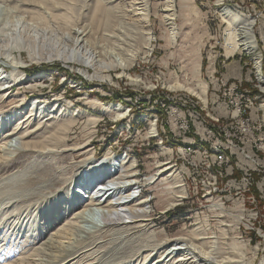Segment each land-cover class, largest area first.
I'll return each instance as SVG.
<instances>
[{
    "label": "rangeland",
    "instance_id": "rangeland-1",
    "mask_svg": "<svg viewBox=\"0 0 264 264\" xmlns=\"http://www.w3.org/2000/svg\"><path fill=\"white\" fill-rule=\"evenodd\" d=\"M98 1L0 0V53L10 54L23 63L24 68L21 70L24 71L23 78L26 77V81L38 80L37 86L28 87L25 82L18 83L0 94V142L15 124L14 121L19 119L29 118L25 127L28 125V130L32 131L26 140V146L16 142L14 147L4 145L0 150V264H61V255L51 246L46 247L56 238L66 220L89 200V194H83L81 187H76L75 190L79 189V201L72 198L68 200L66 189L62 191L63 187H68L70 179L87 172L86 169L82 172L77 167L84 158L85 149L69 151L60 158L53 155L44 157L46 148H51L53 144L62 147L63 144L49 142L47 136L54 133L60 135L58 132L62 131L66 133H62L59 138L65 139L64 144L69 148L81 146L91 140L97 160L108 152L115 157L128 155L140 172V182L132 197L138 198L140 194L149 201L150 208L145 216L151 221L144 222L139 232L124 231L125 235H118L103 227H95L94 225H102L103 222L100 213L93 207L86 213L87 221L79 222L72 235L69 231L68 235L73 243L93 236L78 248H91L92 255L88 258H92L94 264H143V255L138 254L146 236L142 229L148 233L154 232L156 241L160 243L182 236L198 223L207 226L210 237L215 234L221 237L227 232L231 245L244 249L248 259L257 251L255 264H264L262 151H254V158H260L259 171L253 172L251 177L244 180L239 172L242 169L240 157H236L237 166L233 167L232 174L229 175L228 168H225L220 173L211 172L207 175L203 170H186L181 163L183 157L175 150V147L181 148L185 144L201 141L203 135L199 122L204 126L203 104L208 99L210 104L218 103L213 94L223 83L217 81L218 78L207 75L208 64L213 68H220V62L223 63L227 58L225 54L226 58L222 57L225 25L216 6L217 0H176L177 18L172 24H168L163 18V2L151 0L152 51L140 54L134 65L127 70L120 67L119 63L123 61L120 50L110 49L112 44L105 40L107 38L104 34L109 32H105L103 27L95 29L89 34L87 49L97 53L102 63L110 65L103 72L109 79L89 81L79 69L88 70L92 75L94 70L84 69L82 65L73 62L68 64L55 58H45L56 54V48L68 49L69 54L71 53L75 46L73 42L62 39L61 33H73L74 28L82 29L84 24H91L97 12ZM52 2L56 5L62 3V6L55 7ZM120 2L122 0L117 1ZM130 3L131 0H125V5L131 6ZM225 3L234 11L259 17L258 21L262 24L258 26V31L264 32V0H228ZM45 5L47 8L53 6L51 11L55 18L53 15L43 14L47 10ZM65 11L72 19L70 26L62 19L60 21L62 17L59 14H64ZM129 21L132 19L129 18ZM41 28L45 33H42ZM133 29V26L118 27L114 43L125 44L124 48L139 52V48L143 49V41L136 34L137 30ZM172 29H176L175 39ZM260 46L259 51L261 50L264 61V44L261 42ZM49 48L55 50L51 52ZM236 53L235 58H228L226 69L221 71L225 75L242 78V85L246 88L250 68L254 66L257 55L242 51ZM36 57L40 60L32 61ZM1 59L10 63L3 56L0 64ZM4 65L2 64L7 69H4L6 72H13L11 67ZM162 81L165 83H161ZM176 84L184 88H171ZM258 84L256 80L253 91H250L251 95L258 94V87H255ZM205 85L213 86L211 95H208ZM185 89H190L193 93ZM33 101H40L46 107L44 113L38 115L37 111V114H31L30 105ZM119 107L125 109L123 119L117 116L116 109ZM186 107L193 110L195 118L190 117L191 113H188ZM55 110L58 114H52V119L47 118ZM175 111L176 121H181L182 128L188 126L189 121L190 132L174 133L175 120L170 112ZM16 112L17 116H8ZM91 118L95 120L91 121ZM156 119L158 122L155 123ZM152 122L155 123L157 135L151 131ZM171 149L174 151H170ZM9 153L11 156H8ZM171 158H178L179 169L176 170L180 173L187 192L184 201L178 202L180 204L175 208H170V205L177 204V192L171 186L172 183L159 180L150 184V178L157 173L158 166L173 164ZM7 175L14 178L7 181ZM207 176H213V181L216 178L218 185L215 195L208 196L210 198L206 200L205 187L209 185ZM96 183L100 184V180L94 182ZM109 185L103 187L105 190L95 192V200L101 203L109 200L105 192L115 188L112 184ZM112 191L117 193L120 190ZM117 197L119 198L118 195ZM152 254L148 264H155L156 258L160 256V252ZM85 262L84 258L80 263Z\"/></svg>",
    "mask_w": 264,
    "mask_h": 264
},
{
    "label": "bare ground",
    "instance_id": "bare-ground-1",
    "mask_svg": "<svg viewBox=\"0 0 264 264\" xmlns=\"http://www.w3.org/2000/svg\"><path fill=\"white\" fill-rule=\"evenodd\" d=\"M117 1L118 0H99L97 12L96 15H94V17L92 18V23L90 22L91 24H84L82 29L74 28V30L72 31L73 33H69V31L65 35L64 33H61L62 36H60L62 39L65 38V41L71 43L73 42L72 44L75 47L71 49V53L69 54L68 51L70 50L68 49L56 48V50H58L57 53L48 56V58H45V60H52L55 58L56 60H60L61 62L68 64L69 62L80 64L84 67V69H92L95 71V73L92 75L88 73V70L79 69V71L82 72V75L85 76L87 80L107 81L109 77L103 75V72L109 69L110 65L105 64V62L102 63V59L98 58L99 55L97 53L87 49V45L90 42L89 34L91 32H94L95 29H99L101 27H103L105 32H109V34L105 33L104 37L107 38L105 39L107 40L106 42L112 44L110 49L120 50L123 55V61L119 63L121 68L127 70L131 67V65H134V61L140 54H149L152 51L150 46L153 42V37L150 29L151 0H131V6H127V4L125 5V0H122V3H117ZM161 1L163 2L162 13L165 22H167L168 24L175 23L177 18L176 0ZM226 1L228 0H217L216 2V6L218 7L217 9H219L220 11V17L225 25L223 29L224 54L227 58L233 57L238 51H242L251 55H257L254 59L253 68L255 70V81L257 80L259 82V84L255 86L258 87V94L253 96L250 93L251 106L253 109H250V113H247V120H250V125H247V128H242L245 127V120H238L237 122L236 119H230V117L228 116H220L216 112H209L206 109V104H203L202 108V111H204L202 124L204 126H209L210 133H232V135L245 137H252L254 135V126H256V138L261 139L264 152V61L263 54L261 50L259 51V47H261V42L262 44H264V32L262 30H260V32L258 31L260 27L259 25L262 23L260 20L258 21L259 17H257L256 15L253 17L250 16L251 13H249V15L247 16L240 12L234 11L233 9H231L232 7L227 6V4L225 3ZM61 4L62 3H57V5L54 4V6L61 7ZM51 7L49 8L48 6L49 9L46 7L47 10H44L43 14L48 16L53 15L52 17H54V12H52L53 8ZM59 15L62 17L60 18V21L62 19L67 26L71 25L72 19L70 16H68L70 14L65 11L64 14ZM129 18L132 19V21H129ZM60 21H58L57 19V23H59ZM122 25L127 27L133 26V31L137 30L136 34L140 36L143 41L142 50L139 48V52H134L133 50L124 48L123 45L125 44H118L120 45L118 46L114 43L116 42L114 41V38L117 36L115 34L119 32L118 27L121 28ZM255 28H257V30H255ZM42 33H45L43 29ZM172 35L173 39H175L176 29H172ZM42 39L44 40L45 38ZM35 40L38 41L37 39ZM49 50L53 52L55 48H49ZM3 56L10 63L8 64L2 59L1 63L11 67L13 69V72H6L5 70L7 69H5L2 64H0V94L5 93L9 89H11L14 84L18 83L21 84L25 82L24 84H28V87L38 85L37 79H32L30 80V82H28L26 81V77L23 78L24 71L21 69L24 68V65L20 60H15L14 57H12L10 54L0 53V58H3ZM33 60L40 59L36 57L32 58V61ZM171 88L182 89L184 87L182 85L176 84ZM185 90L190 93H193V91H191L190 89ZM213 95V98L215 97V100L218 103L215 104V102H213V104L211 105H216V110H224L225 99H223V84L219 85L218 90L215 91ZM213 98H211V100ZM30 106L31 114H37L38 111V115H41L46 109V107L40 101H33ZM34 110L36 112H34ZM116 111H118V118L123 119L126 115L125 109H122V107H119L118 109H116ZM56 112L58 114V111L56 110L50 112L47 118H54ZM15 114H17V112L14 114H9L8 116L13 118L17 116ZM52 114L54 115L52 116ZM190 117L193 118L192 115H190ZM28 119L26 120L28 121ZM26 120L19 119L17 121H14L15 124L10 128V131L5 134L4 138L0 142V150L3 148L4 145L14 147L13 144L16 142L22 146L27 145L26 140L32 131L28 130V125H26L25 127V123H27ZM90 120H95V118H91ZM156 122H158V119L155 120V123ZM155 123L152 122L151 131L154 135H157ZM187 124L188 126L186 125L185 128H187L188 132H190L189 121H187ZM62 133H66V131L58 132V134L60 135ZM60 135L54 133L53 135L47 136V138L50 139L49 142L57 141L58 143L61 144L62 142L63 144L62 147H58L53 144L51 148H46L47 150L43 152L46 153L44 157H49V155H53L54 157L60 158V156L67 154L69 151H78L85 149V151L83 152L84 158L81 160V162L77 164V167L79 168L78 170L82 169L81 171L83 172L86 169L87 172L85 174H81L77 178L70 179L68 187H63L62 191L66 189V193H68V200H71L72 198V200L76 199V201H79L80 197L79 195H77L79 189L77 191L75 190L76 187H81L83 194L87 196L89 194V197H87L89 200L88 203L85 204V206L81 207L80 210H77L75 213L72 214V217L70 219L66 220L65 225L61 228L60 232H57L58 234L56 235V238L52 242H50V244L47 245L46 248H49V246H51L54 251L61 255V264H68L70 262H72L71 264H94L95 262L93 263L92 258H88L92 255V249L90 248L82 250L78 248L84 245L88 240L92 239L93 236L87 237L86 240L84 239L77 243H73L68 235L69 231L72 235V233L74 232V227L78 225L79 222L87 221L86 213L88 210H92L93 207L100 213L99 215L103 222L102 225H94L95 227H103L106 230L118 235L123 233L124 231L139 232L140 229L144 226V222L151 221V219L146 218L147 216H145L146 214H148L147 212L150 208L148 207L149 201L146 198L140 196V194L138 198L132 197L135 194L137 184H139L140 182V172L138 168H136L137 166L134 164L131 158H128V155L115 157L112 153L108 152L102 158L97 160L94 157L95 147H92L91 140L81 146L69 148L67 147V145L64 144L65 139L59 138ZM196 142L198 143L185 144V146H182L181 148L175 147V150H178L179 154L183 158H187V152L192 153L193 160H195V162H198L200 170L207 172V175L211 172L220 173L225 168H228V166H237V158L234 157L233 149L221 145V140H219V138H210V136H202L201 141ZM162 143L164 142H161V144ZM172 149L170 151L173 152L174 150ZM8 156H11V153H9ZM212 158L219 159V161H221V164L219 163V161H212ZM177 159H170L171 162H173L172 165L174 167L171 164V166L168 165V163L158 166L159 169L157 173L150 178L152 179L150 184H154L159 180H164L168 181L169 183H172L171 186L173 187V189L176 190L175 192H177L178 196L177 194L175 196V202H177V204H174L175 206H173V204L170 205V208L177 207L180 204L178 202H183V199H185L184 196L187 195L185 188L186 185L183 183L180 173H178L176 170L179 169ZM240 159H242V157H240ZM182 166L184 167V163ZM198 166H190L189 170H198ZM60 174L63 175V173ZM100 175H103V177H100ZM12 178H14V176L7 175L5 180L9 181ZM99 180L100 184L98 185L104 187L109 184H112L115 187L114 189L120 190L116 193V191H112L114 190L113 188L108 189L105 192V195L108 196L109 200L105 203H101L100 201L95 200V192L102 190L97 189L96 187L91 188L94 182H97ZM214 182L216 188V186L218 185L216 178ZM205 188H207V194L204 195V198L207 200V198H210L208 196L212 195V192H209V185H206ZM103 190H105V188ZM71 193L75 194L71 195ZM117 195L119 196V198L117 197ZM116 197L118 198V200L116 204H114ZM218 209L222 210L221 208ZM142 232L146 233V236L144 238L145 242L142 244V250H140L138 254L143 255V264H148V260L153 256L152 253L157 254L159 252L160 256L157 257L158 259L156 258L155 264H255V261L257 259L256 255H258L257 251H255V254L253 253L254 256L248 259L246 251L244 249L237 246H233L231 245V243H229V234L227 232L223 233L221 237L217 234H215V236L210 237L209 229H207V226H203V224L200 223H198V225L195 226L194 229L192 228L187 233L182 234V236L175 237L169 241L165 240L166 242L160 243L156 241L155 236L153 234L154 232L148 233L144 231V229H142ZM57 238H59L58 241ZM86 252L90 253L86 256L81 255L82 253ZM84 258L86 259V262L80 263ZM262 261V263H264V259Z\"/></svg>",
    "mask_w": 264,
    "mask_h": 264
},
{
    "label": "built area",
    "instance_id": "built-area-1",
    "mask_svg": "<svg viewBox=\"0 0 264 264\" xmlns=\"http://www.w3.org/2000/svg\"><path fill=\"white\" fill-rule=\"evenodd\" d=\"M236 55L237 53L232 58H235ZM222 57H225L224 53ZM239 59L241 60L242 58L240 57ZM227 60L228 58H226V61L224 60L223 63L220 62V68H213L210 66V64H208L207 67V75L212 76V78H218V81L223 83V99H225V109L216 110V105H211L210 102L206 103V109L209 112H216L220 116H228L230 119H236L237 122L238 120H245V127L242 128H247V125H250V120H247V113H250V109H253L251 106L250 91H253V84H255L254 68H250L251 74L248 79V87L244 88L242 85V78L228 76L221 71L222 69H226ZM175 75H177V72H175ZM161 83H165V81H162ZM205 86V90H208V95H211V92H213V86ZM186 109H188V113H191L192 117L195 118L193 110L187 107ZM170 113L173 120H175L174 133H188L187 128H182L181 121H176V111ZM199 125L202 129L203 136L219 138V140H221V145L233 149L234 157H242V169L239 172L244 176V180L251 177L253 172L259 171L260 158H254V151H262L263 155L264 152L261 139L256 138V126H254V135L252 137H245L232 135V133H210L209 126H202L200 122ZM212 161H219V159L212 158ZM181 163H184L186 170H189L190 166H198V162H195V160L192 158V153L188 152L187 158H182ZM219 163L221 164V161H219ZM198 170L199 172L201 171L199 166ZM228 172L229 175L234 172L232 166H228ZM206 179L209 180V192H212V196H214L216 193L215 182L212 180L211 176H207Z\"/></svg>",
    "mask_w": 264,
    "mask_h": 264
}]
</instances>
